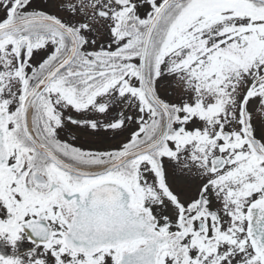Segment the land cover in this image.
I'll list each match as a JSON object with an SVG mask.
<instances>
[{"label": "snow or ice", "instance_id": "snow-or-ice-1", "mask_svg": "<svg viewBox=\"0 0 264 264\" xmlns=\"http://www.w3.org/2000/svg\"><path fill=\"white\" fill-rule=\"evenodd\" d=\"M22 233L0 264H264V0H0Z\"/></svg>", "mask_w": 264, "mask_h": 264}, {"label": "flooded vegetation", "instance_id": "flooded-vegetation-1", "mask_svg": "<svg viewBox=\"0 0 264 264\" xmlns=\"http://www.w3.org/2000/svg\"><path fill=\"white\" fill-rule=\"evenodd\" d=\"M25 233L27 235H31L30 230L28 229H25ZM27 235H25L24 233L21 234V239L18 240L15 244V253H13L12 251L13 246L6 240V238L0 237V249L2 250L3 255H22L23 253L30 251L33 245L31 241L27 239Z\"/></svg>", "mask_w": 264, "mask_h": 264}, {"label": "rangeland", "instance_id": "rangeland-1", "mask_svg": "<svg viewBox=\"0 0 264 264\" xmlns=\"http://www.w3.org/2000/svg\"><path fill=\"white\" fill-rule=\"evenodd\" d=\"M0 254H3L1 249H0ZM6 255H7V254H6Z\"/></svg>", "mask_w": 264, "mask_h": 264}]
</instances>
